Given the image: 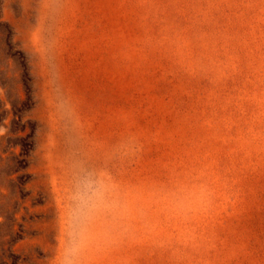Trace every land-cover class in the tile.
<instances>
[{"label":"rangeland","instance_id":"rangeland-1","mask_svg":"<svg viewBox=\"0 0 264 264\" xmlns=\"http://www.w3.org/2000/svg\"><path fill=\"white\" fill-rule=\"evenodd\" d=\"M0 264H264V0H0Z\"/></svg>","mask_w":264,"mask_h":264}]
</instances>
